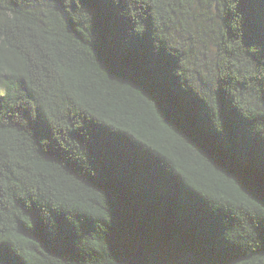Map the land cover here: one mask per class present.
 I'll return each instance as SVG.
<instances>
[{
	"label": "trees",
	"instance_id": "1",
	"mask_svg": "<svg viewBox=\"0 0 264 264\" xmlns=\"http://www.w3.org/2000/svg\"><path fill=\"white\" fill-rule=\"evenodd\" d=\"M0 264H264V0H0Z\"/></svg>",
	"mask_w": 264,
	"mask_h": 264
}]
</instances>
